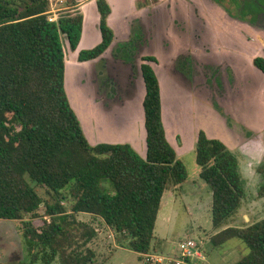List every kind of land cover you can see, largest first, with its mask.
Instances as JSON below:
<instances>
[{"label":"trees","instance_id":"trees-1","mask_svg":"<svg viewBox=\"0 0 264 264\" xmlns=\"http://www.w3.org/2000/svg\"><path fill=\"white\" fill-rule=\"evenodd\" d=\"M77 3L50 21V0H0V219L23 221L32 263L101 264L90 246L100 229L81 220V213L100 217L141 260L143 254H165L155 234L159 212L170 186L182 185L189 174L166 135L161 85L149 63L156 58L145 55L141 64L146 156L129 143L92 145L65 86L63 35L76 50L83 32ZM97 6L102 41L81 50L80 61L100 57L115 38L108 25L111 5L97 0ZM254 64L264 73V57ZM196 162L212 191L213 246L242 239L250 251L235 264H264V217L230 224L245 196L238 157L200 130ZM258 171L264 197V163Z\"/></svg>","mask_w":264,"mask_h":264},{"label":"rangeland","instance_id":"rangeland-1","mask_svg":"<svg viewBox=\"0 0 264 264\" xmlns=\"http://www.w3.org/2000/svg\"><path fill=\"white\" fill-rule=\"evenodd\" d=\"M150 1L146 0L145 2ZM182 1L172 0L171 2L175 8L176 4L181 5L180 2ZM73 2L74 0H52L51 8H54L58 13H62L68 10ZM140 2L144 3V1ZM255 2L258 5L255 4L254 8L250 7L252 9H249L252 13L241 16L244 18L243 21L250 23L251 26V20H256L252 27L243 22L219 18L217 21H192L198 31L197 35L193 34V36L184 35V32L181 31L182 26L179 27L180 23L176 25L175 22H172L175 28L168 30V36L176 45H174L175 48H182L184 51L194 50L196 54V58L186 59L187 61L183 64L182 68L185 75L183 74L182 77L186 78V81L183 79V84L178 87L179 92L182 93L178 101L165 100L164 102L171 115L174 114L172 129L180 135V138L176 141L172 138L173 146L179 158L186 164L189 177L180 186L171 185L165 194L157 219L155 234L163 240L160 245H157L158 249L173 256H180L179 246L182 241L187 239L196 241L201 256H194L191 262L193 264H235L250 251L247 244L239 238L230 239L217 247H214L211 242V237L216 232L212 223V191L209 184L201 178V169L196 162L197 131L205 130L212 137L229 145L233 135L223 120L228 119V117L231 120L234 118L235 128L237 129L235 136L239 137L240 145L246 144V148H251L255 152L243 153L245 156L243 157L238 147L233 149V153L239 159V164L242 162V171L241 168L240 171L245 196L238 213L230 224L244 225L247 224L246 221L252 223L264 217V197L259 194L262 177L258 171V166L264 163V75L258 69L254 67L250 69L249 67L255 66L254 58L256 56L264 55V19L262 21L258 20L264 18V9H262L264 0H256ZM231 6L237 8V4ZM190 8L196 9L195 4ZM186 27L191 28L190 25ZM175 29L181 31L180 33L183 36L177 35ZM216 29L220 31L218 33L219 37L214 36L213 31ZM228 29L234 31L233 38L236 40L234 44L231 41L232 38L228 37V31H226ZM121 32L123 33V31ZM120 34L119 32V42L127 40L128 36ZM63 41L67 53L66 63L68 61L69 65L68 90L73 102L80 109V115L83 111L82 117L86 122L92 120L88 99L89 97L93 98L95 91L99 88L102 90L99 92L100 95L106 94L109 99L116 103L121 102V106H125V108L128 107L129 99L130 104L133 103L132 114L135 117L137 114L138 116L143 114L142 99L145 88L140 68L136 66L135 62L139 52L133 51L130 54L131 57H135V61L120 62L115 60V58H120V52H117L114 48L105 54L101 62L83 63L79 60L78 51L72 50L65 35H63ZM201 44L209 47L208 52L206 49L203 50L199 47ZM159 48L156 46V55L160 59V62L156 64V68L161 77H164L166 58L164 51ZM85 49L89 48L85 47ZM223 52L240 54L244 59L235 55L234 67L238 76L235 75L230 81L227 75L224 74L225 70H223L221 74L222 82L218 83L217 65L219 57H215ZM244 70L251 72L252 82L250 84H245ZM193 75H195V79H193ZM192 79L194 80V86H191V88L195 90V94L190 96L189 93L192 92L190 81ZM168 87L171 88L170 85ZM137 94L136 104V101L133 100V102L131 99L135 98ZM98 107L99 116L103 118L104 110L99 105ZM124 114V111L121 112L120 118ZM166 114L168 115L169 111ZM81 123L83 126L82 120ZM135 123L137 126V121ZM244 127L249 131L246 129V132ZM97 128L98 130L93 129L96 132L91 131V135L99 137V143L107 142L109 140L107 135H110V132L106 129L100 132L99 124H97ZM104 138L106 140H103ZM261 143L263 146H261ZM145 146L146 143L143 140L142 152L145 151ZM39 192L44 194L45 188H40ZM41 210H44V207ZM244 214L249 216L247 220H245ZM78 216L81 220L91 222L100 229L99 236L90 244L97 253L99 263L143 264L139 253L120 245L114 232L100 217L85 213ZM45 219L48 220L49 218L45 217ZM42 222L41 218H37L35 225L40 226ZM31 260L24 235L23 221L0 219V262L2 264H42L41 262L32 263ZM52 264L59 263L55 261Z\"/></svg>","mask_w":264,"mask_h":264},{"label":"crops","instance_id":"crops-1","mask_svg":"<svg viewBox=\"0 0 264 264\" xmlns=\"http://www.w3.org/2000/svg\"><path fill=\"white\" fill-rule=\"evenodd\" d=\"M107 1L109 2L112 8V12L108 17V25L113 29L115 33V38L113 40V43L107 49V51L100 57L96 59L82 61V62L83 63L91 62V61L101 62L102 58H104L105 54L108 51H111L114 48H116V51L120 52V56H119L120 58L119 59L115 58V60L116 61L118 60L120 62L121 61L127 62L129 60L131 62L135 61V57L134 56L131 57L130 54L133 53V51L139 52L138 56L136 57L135 62H136V66H138L141 71V64L143 63L142 57L145 55H150V56L155 57L156 61H151L149 63L154 67L157 73V76L159 78V82L161 85V96H162V106H163V121H164L165 129H166L167 138L173 146L172 138H174V140L176 141L178 138H180V135H178V133L172 129L174 114L171 115L169 108L165 107L164 102L165 100L166 101L173 100V102H175L176 100L178 101L179 96L182 94L181 92H179L178 87L183 84V81H182L183 79L184 81H186V78L182 77L183 74L185 75L184 69L182 68L183 64L187 61L186 59L189 60V58L191 59L196 58V54L194 53V50L184 51L182 48H175L176 45L171 41V39L168 36V30L173 27L175 28L174 24L178 25V23H180L179 27L182 26L181 31L184 32V35L186 34L187 36H193V34L197 35L198 31L194 27V24L192 23V21H195V20H200L202 22H204L205 20L217 21L219 18H222L224 20L227 19L230 21L243 22V23L248 24L250 27H252L253 24L251 26L250 23L243 21L244 18L241 16L247 15V13H250V12L252 13V11L249 9L254 8L252 4L256 0H230V1L229 0H189V1L183 0L182 2H180L182 6L179 4H176L175 8L173 6V3L171 2L172 0H151L150 2H145L146 0H107ZM140 1H144V3ZM77 2L78 3L76 4V6L78 7V10L83 14V17H84L82 38H81L78 48L75 50V51H78L77 53H79L81 50H85V47L92 49L95 46H97L102 41V32H101V26H100V13H99L98 6H97V0H77ZM139 4L141 5L139 6ZM193 4H195L196 9L190 8ZM232 4L233 5L237 4V8L235 9V7L231 6ZM149 10H152V11L150 12ZM60 15L61 13L59 12L56 16L55 21L59 19ZM133 17H136V18H133ZM263 19L264 18H261L258 20L262 21ZM129 20H130V23H129ZM172 22H175V23L173 24ZM187 25H190L191 28L189 29L188 27H186ZM166 27L168 28L165 29ZM163 29L165 30L162 31ZM121 31H123L124 34ZM166 31H167V34H166ZM176 31H177L176 33L177 35L183 36V34L180 33L181 31H178V30ZM226 31H228V37L232 38L231 40L233 41L232 43L233 44L236 43L235 38H233V35H235L234 31L230 29ZM119 32L121 33L120 35L128 36L127 40H122L121 42H119L118 40ZM219 32L220 31L218 29L214 30L213 31L214 36L219 37V34H218ZM198 36L200 35L198 34ZM156 46L160 47L159 49L163 50L165 53L166 60L164 63V77H161L159 71L156 68V64L160 62V59L156 55ZM199 47L202 48L203 50L209 49V47H207L206 45H202V44ZM232 53L233 52H223L219 54V56L217 57L214 56L215 58L219 57L218 58L219 62L217 65L218 83L222 82L221 74L223 70H225L224 74L227 75L230 81H231V78L234 77L235 75L238 76V73L236 72L235 67H234V64L236 62L235 55H238L241 59H244V58H242L240 54H235V53L232 54ZM189 54L191 55L189 56ZM262 57H264V55ZM66 58H67V53H66ZM249 67L250 69H252V67H254L255 69H258L256 66H249ZM68 68H69V65L67 61L66 78H65V86H66L67 94H68L70 102H72L71 104L72 107L74 108V110L77 111L76 113H78L77 115H79L78 116L80 117L79 119H81L83 122L82 127H84L83 129H84V132L89 142L92 145L99 144L98 142L100 140L99 137H94L91 135V131L96 132L93 130L94 128L98 130L97 124H99L100 132H102L104 129L110 132V135H107L108 137L107 139L109 140L107 142H101V143H129L142 156L145 157L147 153V141H146L147 130L145 126V110H144L143 102H144V98L146 95V87H145V83L142 77V72H141V77H142L143 85L145 88V92H144L143 99H142V107L144 110L143 114H140L139 116L137 114V116L135 117L132 114L133 103L130 104L129 99L127 103L128 107L125 108V106H121V102L116 103L112 99H109L106 96V94L103 96L100 95L99 92H101L102 90L101 88H99V90L95 91L94 93L95 95L93 96V98L89 97L88 99L89 101L88 106H90L89 110L92 112V116H91L92 120L91 122L90 120L86 122V120L83 119L82 117L83 111H82V115H80L79 107L76 106V103L73 102L72 97L70 96V92L67 86ZM246 71L244 70L245 84H250L252 82L251 72L249 70H246ZM258 71H260L261 74L264 75V73L260 69H258ZM249 78H250V81H249ZM193 79H195V75H193ZM193 79L190 81V88L191 86L192 87L194 86ZM168 85H170L171 88H169ZM191 90L192 92L190 91L189 93L190 96L195 94L194 93L195 90L193 88H191ZM137 97H138V94L135 98L131 99V101L137 99ZM135 101H136L135 103L137 104V100ZM98 105L101 107L102 110H104L103 118L99 116ZM123 111L125 112V114L122 116V118H120V113ZM168 111H169V114L167 115L166 113H168ZM218 115L221 117L219 113ZM256 115L259 117L258 114ZM94 118L99 119V120H95ZM229 118L230 117H228V119L226 120H223L224 122H226L225 124L227 125V127L229 128V130L231 131L233 135V137H231L230 139L231 143L229 145L226 144L227 147L232 152H233V149L238 147V150L240 151V153H242L241 155H243V153L247 154V152L249 151L255 152V150L251 148H250L251 150L246 148V144L240 145L239 137L235 136V132H237L236 131L237 129L235 128L234 118L233 120ZM135 121H137V126H136ZM246 129L247 128H245V131ZM247 131L249 130L247 129ZM205 132L207 133V131ZM197 134H199V131H197ZM207 135L210 138H214L212 137V135H210V133H207ZM197 138H198V135H197ZM103 140H106V139L104 138ZM143 140L146 143V146H145L146 148L144 147L145 149L144 152H142ZM261 146H263L262 143H261ZM243 157L245 156L243 155ZM240 168L242 171V162L240 164ZM244 218L245 220H247L249 216L247 214H244ZM246 222L250 223L248 221ZM143 264H145L144 259H143Z\"/></svg>","mask_w":264,"mask_h":264},{"label":"built area","instance_id":"built-area-1","mask_svg":"<svg viewBox=\"0 0 264 264\" xmlns=\"http://www.w3.org/2000/svg\"><path fill=\"white\" fill-rule=\"evenodd\" d=\"M52 4V0L50 2ZM58 12L51 8L49 11V20L55 21ZM180 256H173L169 254L147 253L143 254L145 264H186V258L194 256H201V251L198 244L193 239H187L180 243Z\"/></svg>","mask_w":264,"mask_h":264}]
</instances>
